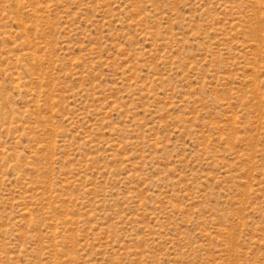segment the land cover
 <instances>
[{
	"label": "rangeland",
	"instance_id": "rangeland-1",
	"mask_svg": "<svg viewBox=\"0 0 264 264\" xmlns=\"http://www.w3.org/2000/svg\"><path fill=\"white\" fill-rule=\"evenodd\" d=\"M0 264H264V0H0Z\"/></svg>",
	"mask_w": 264,
	"mask_h": 264
}]
</instances>
